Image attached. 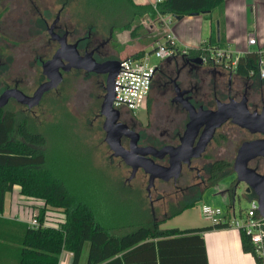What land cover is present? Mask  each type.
Segmentation results:
<instances>
[{
	"label": "trees",
	"instance_id": "1",
	"mask_svg": "<svg viewBox=\"0 0 264 264\" xmlns=\"http://www.w3.org/2000/svg\"><path fill=\"white\" fill-rule=\"evenodd\" d=\"M226 1L164 0L155 9L133 0H81L83 18L98 20V25L87 28L85 37L91 50L112 30L132 28V37L145 38L142 25L134 26L139 20L154 22L170 14L177 20L211 17ZM200 52L190 50L193 56ZM135 55L142 56L144 51ZM260 59L258 52H251L239 59L235 71L245 77L258 76ZM58 143L51 134L47 137L27 127L16 114L0 111V264H60L65 251L72 253V264H209L204 232L225 226L161 230L142 203L137 206L131 197L115 191L112 180L97 184L79 174L70 154L65 155ZM218 170L216 165L214 171ZM16 186L21 195L43 201L39 228L4 217L6 197ZM193 205L173 207L166 220ZM47 207L65 209V221L44 227L49 222ZM241 236L244 252L262 264L250 238ZM87 247L88 258L83 263Z\"/></svg>",
	"mask_w": 264,
	"mask_h": 264
},
{
	"label": "flooded vegetation",
	"instance_id": "2",
	"mask_svg": "<svg viewBox=\"0 0 264 264\" xmlns=\"http://www.w3.org/2000/svg\"><path fill=\"white\" fill-rule=\"evenodd\" d=\"M71 5H74L75 11L81 16L79 12L81 0H56L54 7L58 11L56 12L54 20L51 22L50 0H0V37L8 35L16 36V44L12 47L10 46L11 51L13 50L15 54L14 56L8 54L10 48H5V45L0 43V100L6 93L10 94L7 104L0 110L4 114H15L14 111L9 109L12 104L25 108L26 111L32 113L43 104L45 97L49 93L59 90L60 87L46 93L40 105L35 108H30L28 105L21 103L17 98V96L20 97L19 92L29 97L34 96L38 88L47 82V77L43 73V65L55 56L61 47L60 39L64 37H67L68 44H78L77 49L81 55H85L87 52H94V58L99 63L114 61L106 59L108 54L105 53L109 50L108 47L111 48L110 46L113 43L114 30L111 31L108 38L100 43L95 50H91L88 46V38L82 37L81 34L77 35V31H71L69 26L65 24V13ZM46 32L50 38L45 42L43 36ZM51 44H54L56 47L54 54L44 61L42 55L39 56L37 54L39 52L42 54L47 53L50 50ZM106 49L107 51H105ZM34 57L42 63V74L45 81L37 86L34 92L29 93L26 91V85L28 82L27 79L31 74L30 70L33 69ZM20 61H23V65L26 67L24 68V74L21 69L22 67L19 66ZM74 71L76 72L77 70L71 72ZM77 72L87 73L85 71ZM24 75L26 81L23 78ZM90 75H94L98 79L99 87L105 93L107 75ZM153 93L161 99L160 104L164 106L162 113L160 112L162 114L161 117H157L150 123L144 124L143 120L134 112L128 109L120 111L118 123L139 135L138 147H154L161 150L165 147L179 146L180 140L191 121L190 112L186 108L187 106L193 107L197 112L217 113L220 108L230 105L234 109V113L238 116L235 119H229L217 129L216 135L208 145L205 153L199 158L192 159L191 166H184L182 175L178 181L171 180L170 182L179 185V182L183 178L185 168L196 174V177L200 180L197 184L190 185L188 191L190 189H198L204 183L208 185H206L207 187L212 185L216 186L220 180H225L231 175H236L237 181L235 185L225 189L224 196H227L229 199L232 197V199L237 198L239 196V189L244 187L246 197H257L252 189L248 191L249 187L246 184L238 182V176L234 171V164L241 147L245 143L264 140V134H253L249 130L236 124L234 120L243 119V121H247L246 114L255 118L259 116L264 117V79L258 76H241L234 69L225 65H218L211 58L204 55L203 52H200L196 56L189 54L170 58L162 62L160 68L155 72L152 92L148 102ZM104 96H100L99 98L104 100ZM99 112L97 116L104 119L105 122V117L102 115L101 109ZM212 123L213 120L208 118L204 127ZM159 130L161 131L159 132ZM155 132H159V139H156ZM216 139L219 140L220 148L218 158L212 163L203 164L199 167L195 162L205 160L204 158L208 149ZM121 143L124 148L129 149L131 138L124 135ZM120 160L122 161V159ZM155 161L158 164L167 166L169 157L155 159ZM216 165L219 166L218 172L214 171ZM249 167L256 170L257 173L264 175V157L259 156L252 159ZM149 198H152V192ZM231 202L234 204V200Z\"/></svg>",
	"mask_w": 264,
	"mask_h": 264
},
{
	"label": "rangeland",
	"instance_id": "3",
	"mask_svg": "<svg viewBox=\"0 0 264 264\" xmlns=\"http://www.w3.org/2000/svg\"><path fill=\"white\" fill-rule=\"evenodd\" d=\"M55 1L56 0H50L51 22L54 20L56 12L58 11V9L54 7ZM80 7L79 12L81 16L75 11L74 5H71L69 10L65 13L64 20L71 31H77V35L81 34L82 37H85L88 34L87 28H89L90 25H98V20L95 21L90 18H88L89 20L84 19L85 8H83L84 6L82 5ZM204 18L207 19V21L203 20L201 22L198 36L200 34L202 36V33L205 34L209 27L208 20H211V18ZM139 23L143 28L141 34L146 37H132V28L123 32L114 30V40L110 46L111 48L108 47L109 50H105L107 51L105 53L108 54L106 59L120 62L133 56L136 52L146 49V53L151 54V65L161 64V60L158 59L154 53L155 45L158 42H163V33L159 30L160 25L156 21L145 22L144 20H139L134 26ZM15 37L16 36L13 35L0 37V43H3L5 48H10L8 53L10 56L15 55L13 50L11 51V47L16 44ZM101 37H103V40H106L108 34ZM43 38L45 42L50 38L47 32ZM35 39L37 38L35 37ZM55 48V45L51 44L50 50L47 53L45 52L42 54L39 52L37 55H42L43 60L46 61L54 54ZM82 52H84V50H82ZM19 63L24 74V68L26 67L23 65V61ZM30 71L31 74L27 79L28 82L26 85V91L29 93L34 92L36 87L45 81L42 74V63L36 57L33 58V69ZM23 78L26 81L25 75ZM98 83V79L95 78L94 75L74 71L66 74L64 82L59 90L49 93L45 97L43 104L32 113L16 104H12L9 109L14 111L19 119L23 120L25 125L27 127L30 126L35 132L47 137L51 134L53 138H56L64 154L67 155V152L70 154L69 156L73 162L72 165L79 170V174L91 177L90 180L97 182V184H104V181L107 183V181L112 180L113 183L116 184V188L114 189L118 194L124 195L127 198L131 197L133 203H137V206L142 207V203L144 209L149 210L150 218L160 223L161 230L176 228L188 230L204 226H213L211 221L203 218L202 211L197 204L202 202L203 205L210 206L214 209L220 208L224 212H228L232 206V202L227 196H224V191L227 188H231L232 185H235L237 181L236 175H231L225 180H220L216 186L212 185L207 187L208 185L204 183L205 185L203 184L198 189H190L188 191L190 185L197 184L200 180L196 177V174L185 168L183 178L179 182V185H175L173 182L164 183L158 181L152 191V198L150 199L147 192L148 176L142 171H139L134 180L130 183L127 182L131 176V169L120 159L112 157V153L105 142V133L103 131L104 119L97 116V114L100 113L99 111L103 102L99 97H103L105 93H103L104 90L100 89ZM160 102L161 99L153 93L144 109L136 111L135 114L143 120L144 124L150 123L152 120L162 115V108L164 106L160 104ZM160 131L161 130H159V132ZM159 132H155L156 139H159ZM218 141L219 140L216 139L215 142L211 144L204 158L205 160L202 162H195V164L201 167L203 164L214 162V160L218 158L220 151ZM238 194L239 196L236 198L235 202V210L237 214H240L241 212H246L251 207V199L253 197L248 198L245 196L244 187L239 189ZM29 199H31L29 202H36V204L40 203V205H36L35 203L32 205L25 204L24 202L19 203L17 202L19 199L13 194L11 195L12 209L13 206L16 205L21 207V209H19L25 212V216L20 217L22 219L27 218V214L31 217V212H33V210L32 216H34L36 212H38L40 216V211L44 205L41 200L32 199L23 195L20 200L26 201ZM189 203H194V205L185 210L182 214L166 220L173 207L178 209L182 204ZM46 209L49 219L47 223L48 226H57L59 223L65 221V209L54 207H47ZM10 214L9 217L11 220H18L19 216L11 217L13 212ZM122 233L124 232H120V234Z\"/></svg>",
	"mask_w": 264,
	"mask_h": 264
},
{
	"label": "water",
	"instance_id": "4",
	"mask_svg": "<svg viewBox=\"0 0 264 264\" xmlns=\"http://www.w3.org/2000/svg\"><path fill=\"white\" fill-rule=\"evenodd\" d=\"M66 38L60 39V49L50 61L43 65V73L47 77V82L38 88L34 96L29 97L19 92L20 97L16 95L17 98L21 103L35 108L40 105L46 93L54 91L62 85L64 74L77 70L89 74L107 75L106 92L101 106V113L105 117L103 126L106 133L105 141L113 153V157L122 159L124 164L131 169V176L127 182L130 183L134 180L139 171H143L149 176L147 187L149 196H151L157 181H178L184 166H191L192 159L199 158L205 153L208 145L213 141L217 129L229 119L238 117L230 105L220 108L217 113L197 112L193 107L187 106L191 121L179 146L165 147L161 150L154 147H138L139 135L118 123L120 111L113 106L115 100L114 82L120 72V62L114 60L99 63L94 58V52L81 55L77 49L78 44L70 45ZM9 97V93L2 97L0 110L7 104ZM208 118L212 119L213 123L204 127ZM246 120H234V122L253 134H264L263 116L255 118L246 114ZM124 135L131 138L129 149L122 146L121 141ZM259 156L264 157V140L245 143L235 161L234 171L238 176V182L246 184L249 187L248 191L252 189L256 193L260 206L259 211L264 217V175L249 167L250 161ZM165 157H169L167 166L155 161V159ZM235 202L236 197L234 205ZM197 206L202 209L203 203L199 202Z\"/></svg>",
	"mask_w": 264,
	"mask_h": 264
},
{
	"label": "crops",
	"instance_id": "5",
	"mask_svg": "<svg viewBox=\"0 0 264 264\" xmlns=\"http://www.w3.org/2000/svg\"><path fill=\"white\" fill-rule=\"evenodd\" d=\"M133 1L140 6H152L155 0ZM203 16L204 15H196L185 17L181 20L176 19L167 29H163L160 26L159 30L163 33V41L166 36L170 35L181 48L199 50L211 45L218 48H226L235 54L244 56L248 51H257L256 48L249 49L247 40L248 34L255 30L259 34L261 46L264 47V0H227L222 7L212 13L210 17L211 20H208L209 27L206 33H202V36L201 34L198 36L201 22L203 20L207 21V19L204 18L206 16ZM156 22L159 21L156 20ZM142 51H144V54L146 53V49ZM137 53L138 52L135 54ZM11 195L12 194H8L6 197L4 217L10 219V213L13 212L11 217L19 216L18 220L28 224L34 210L31 212V217L27 214V218H20L25 216V212L20 210L21 207L16 205H14L12 209ZM13 195L19 199V201H17L19 203L36 204V202H29L31 199L26 201L20 200L22 195L20 194L19 186L15 187ZM36 205H40V203ZM204 227L207 228L210 226ZM204 238L209 264H258L256 258L252 254L244 252L242 236L240 232L234 229L224 228L208 230L204 232ZM87 258L88 247L84 253L83 263H86ZM72 260V253L65 251L61 255L60 264H72Z\"/></svg>",
	"mask_w": 264,
	"mask_h": 264
},
{
	"label": "built area",
	"instance_id": "6",
	"mask_svg": "<svg viewBox=\"0 0 264 264\" xmlns=\"http://www.w3.org/2000/svg\"><path fill=\"white\" fill-rule=\"evenodd\" d=\"M164 0H155L152 6L157 9L158 5ZM176 20L172 14L160 17L157 22L163 29L169 28ZM248 47L256 48L261 59L259 62L258 77L264 79V47L259 41V34L253 30L248 34ZM204 55L211 58L218 65H225L236 69L239 59L243 56L233 53L226 48L207 46L201 48ZM155 56L161 63L170 58L186 56L190 54L189 48H181L175 39L168 35L163 42H158L154 48ZM251 53L248 51L245 55ZM244 55V56H245ZM151 54L145 53L142 56H130L120 61V72L114 82V108L122 111L128 109L132 112L144 109L149 97L151 96L155 72L161 64L151 65ZM254 76V73H252ZM258 198L251 199V207L246 212L236 213L233 204L228 212L220 208L214 209L210 206H202V216L205 220L211 221L213 226H225L234 229L240 234L246 235L255 249L256 256L263 260L264 264V217L260 214ZM39 214L36 212L29 221L33 229L40 227L38 221ZM44 227H49L47 224Z\"/></svg>",
	"mask_w": 264,
	"mask_h": 264
}]
</instances>
